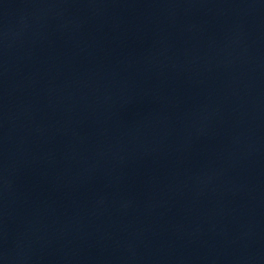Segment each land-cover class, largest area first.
Returning a JSON list of instances; mask_svg holds the SVG:
<instances>
[{
	"label": "water",
	"instance_id": "obj_1",
	"mask_svg": "<svg viewBox=\"0 0 264 264\" xmlns=\"http://www.w3.org/2000/svg\"><path fill=\"white\" fill-rule=\"evenodd\" d=\"M0 264H264V0H0Z\"/></svg>",
	"mask_w": 264,
	"mask_h": 264
}]
</instances>
